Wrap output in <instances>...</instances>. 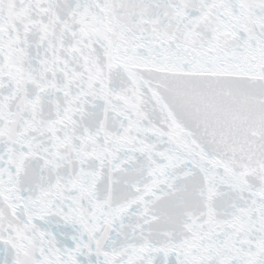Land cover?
<instances>
[{
  "label": "snow or ice",
  "instance_id": "obj_1",
  "mask_svg": "<svg viewBox=\"0 0 264 264\" xmlns=\"http://www.w3.org/2000/svg\"><path fill=\"white\" fill-rule=\"evenodd\" d=\"M0 264H264V0H0Z\"/></svg>",
  "mask_w": 264,
  "mask_h": 264
}]
</instances>
